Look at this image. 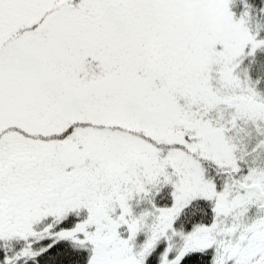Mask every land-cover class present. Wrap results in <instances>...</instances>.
I'll use <instances>...</instances> for the list:
<instances>
[{"label": "snow or ice", "instance_id": "1", "mask_svg": "<svg viewBox=\"0 0 264 264\" xmlns=\"http://www.w3.org/2000/svg\"><path fill=\"white\" fill-rule=\"evenodd\" d=\"M0 264H264V0H0Z\"/></svg>", "mask_w": 264, "mask_h": 264}]
</instances>
